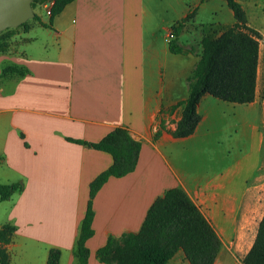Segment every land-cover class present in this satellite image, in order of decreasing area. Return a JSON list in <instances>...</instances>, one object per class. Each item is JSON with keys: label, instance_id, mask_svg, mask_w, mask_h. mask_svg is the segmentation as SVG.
Here are the masks:
<instances>
[{"label": "crops", "instance_id": "obj_1", "mask_svg": "<svg viewBox=\"0 0 264 264\" xmlns=\"http://www.w3.org/2000/svg\"><path fill=\"white\" fill-rule=\"evenodd\" d=\"M158 1L75 0L54 18L39 5L45 16L37 9L38 19L14 36L18 47L0 54V184L24 186L7 201L0 196V229L16 227L11 242L0 244L10 264H47L51 249L61 250L60 264H78L90 185L114 159L77 141L98 143L118 128L142 148L136 170L111 177L94 199L88 264H105L97 251L108 238L138 233L154 202L174 188L219 236L215 264H243L254 245L264 216L251 219L259 114L254 102L206 95L196 131L173 134L199 58L173 54L169 33L203 0ZM171 8L175 17L167 19ZM185 24L179 40L190 45L196 33ZM11 66L23 74L5 76ZM168 264L190 263L180 251Z\"/></svg>", "mask_w": 264, "mask_h": 264}, {"label": "trees", "instance_id": "obj_2", "mask_svg": "<svg viewBox=\"0 0 264 264\" xmlns=\"http://www.w3.org/2000/svg\"><path fill=\"white\" fill-rule=\"evenodd\" d=\"M37 1L33 2L34 10ZM74 1L55 0L51 18L59 15ZM223 1L233 11L236 23L217 37L205 36L201 54L195 46L179 40L186 18L172 26L175 38L170 42L171 52L199 57L187 80L189 96L179 104L183 112L173 132L176 137H188L196 131L201 120L198 106L206 95L237 104H251L256 100L260 40L263 37L248 26L245 11L238 0ZM35 19H38V15ZM3 74L22 75L23 71L11 66L6 67ZM164 128L161 124L155 138L160 136ZM77 142L107 152L114 159L113 165L90 185V200L76 245L78 264H88L90 251L87 242L94 236V199L111 177H124L136 170L142 144L123 128L116 129L98 143ZM23 189L22 183L0 184L1 199L7 201ZM15 230L16 227L11 224L0 229V244H9ZM221 248L219 236L199 207L184 190L174 188L154 202L138 233L124 234L120 238L110 236L106 245L97 251V258L105 264H168L177 253L183 251L190 264H215ZM61 255L60 249H51L47 264H60ZM0 263L10 264L9 255L2 246ZM243 264H264V216L255 243L243 259Z\"/></svg>", "mask_w": 264, "mask_h": 264}, {"label": "rangeland", "instance_id": "obj_3", "mask_svg": "<svg viewBox=\"0 0 264 264\" xmlns=\"http://www.w3.org/2000/svg\"><path fill=\"white\" fill-rule=\"evenodd\" d=\"M42 1L44 0L37 1L34 10L35 13L39 3ZM168 1L169 0H166V3H168ZM170 1L174 3V0ZM238 1L245 11L248 26L257 30L263 37L260 40L257 95L253 105V110L259 114L257 124L263 136L261 163L255 177L250 182V186L253 187L251 198L253 210L251 219L253 221L255 218H258L260 214L264 213V0ZM157 3L160 2L157 0ZM201 6L199 5L197 9H193L189 12L186 18L188 33H196V37H194L190 45L195 46L199 54L202 52L201 44L205 36L212 35L217 37L224 29L236 23L233 11L223 0H203ZM37 12L40 16H45V12L42 9H38ZM168 13L169 14L166 13L167 19H173L175 17L174 8H171ZM18 31L19 28H16L8 29L0 33V54L12 52L18 47L20 43L19 40L13 39Z\"/></svg>", "mask_w": 264, "mask_h": 264}, {"label": "water", "instance_id": "obj_4", "mask_svg": "<svg viewBox=\"0 0 264 264\" xmlns=\"http://www.w3.org/2000/svg\"><path fill=\"white\" fill-rule=\"evenodd\" d=\"M34 0H0V33L35 19Z\"/></svg>", "mask_w": 264, "mask_h": 264}, {"label": "built area", "instance_id": "obj_5", "mask_svg": "<svg viewBox=\"0 0 264 264\" xmlns=\"http://www.w3.org/2000/svg\"><path fill=\"white\" fill-rule=\"evenodd\" d=\"M55 5V0H45L43 3L40 4V6L45 10L46 14L48 16H52V8ZM175 38V35L173 31L169 33V39L173 40Z\"/></svg>", "mask_w": 264, "mask_h": 264}]
</instances>
